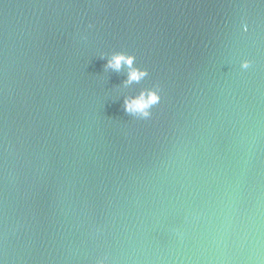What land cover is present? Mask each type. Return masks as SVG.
Returning a JSON list of instances; mask_svg holds the SVG:
<instances>
[{
	"label": "water",
	"instance_id": "water-1",
	"mask_svg": "<svg viewBox=\"0 0 264 264\" xmlns=\"http://www.w3.org/2000/svg\"><path fill=\"white\" fill-rule=\"evenodd\" d=\"M0 264H264V0H0Z\"/></svg>",
	"mask_w": 264,
	"mask_h": 264
},
{
	"label": "clouds",
	"instance_id": "clouds-1",
	"mask_svg": "<svg viewBox=\"0 0 264 264\" xmlns=\"http://www.w3.org/2000/svg\"><path fill=\"white\" fill-rule=\"evenodd\" d=\"M125 59H127L129 64L132 62V58H130V57L129 58H125L124 56H117L115 58V61H114L115 66L119 67L121 62L124 61ZM132 76L136 77L137 76V72H133ZM156 99H157V96L155 95V93H153L152 97H151V100L155 101ZM147 103H149V102L148 101H144V100H140V101H138L137 106L139 108H144Z\"/></svg>",
	"mask_w": 264,
	"mask_h": 264
}]
</instances>
